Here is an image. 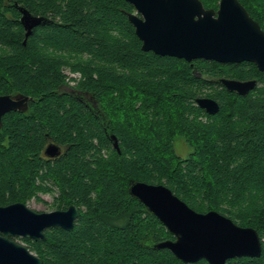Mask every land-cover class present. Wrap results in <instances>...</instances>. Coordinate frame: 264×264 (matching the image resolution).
<instances>
[{"label":"trees","instance_id":"1","mask_svg":"<svg viewBox=\"0 0 264 264\" xmlns=\"http://www.w3.org/2000/svg\"><path fill=\"white\" fill-rule=\"evenodd\" d=\"M238 1L264 29V0ZM14 2L48 19L25 44ZM133 11L125 0H0V95L29 97L25 112L1 118L0 206L50 193L54 208H78L71 230L21 238L42 264H208L150 246L173 236L128 188L163 184L193 210L257 231L260 255L226 264H264V72L143 51ZM221 77L258 84L242 96ZM200 96L218 112L198 107ZM177 135L191 149L185 157L174 150ZM49 141L62 149L52 159Z\"/></svg>","mask_w":264,"mask_h":264},{"label":"water","instance_id":"2","mask_svg":"<svg viewBox=\"0 0 264 264\" xmlns=\"http://www.w3.org/2000/svg\"><path fill=\"white\" fill-rule=\"evenodd\" d=\"M125 1L136 10L127 17L143 51L187 62L196 59L218 63L247 61L264 72V31L238 0H220L216 11L205 9L200 0ZM13 5L20 12L25 44L32 29L48 19L33 15L17 2ZM218 82L227 91L242 96L256 86L255 80L221 77ZM28 100L23 94L0 95V125L5 113L25 112ZM195 103L208 114L219 110L217 101L207 96L197 97ZM106 134L120 152L116 136ZM60 153L61 147L52 141L44 149L45 156L50 158ZM128 191L173 236V239L152 241L150 246L168 249L184 263L204 259L208 264H226L232 258L257 257L261 253V239L254 228L240 226L214 210L197 212L163 184L135 181ZM78 214L74 205L47 212H37L24 202L0 206V264H42L41 258L14 238L45 239L44 230L51 227L71 230Z\"/></svg>","mask_w":264,"mask_h":264},{"label":"rangeland","instance_id":"3","mask_svg":"<svg viewBox=\"0 0 264 264\" xmlns=\"http://www.w3.org/2000/svg\"><path fill=\"white\" fill-rule=\"evenodd\" d=\"M65 74L68 77H73L76 78L78 75L77 74H73L71 72H68V70H65ZM72 81H70L71 83ZM72 84V83H71ZM173 146H174V150L176 152V154H178L181 157H185L189 154L190 152V147L188 146V144L185 142L184 138L180 137V136H175L173 139ZM39 197L41 200H36L35 198H32L30 200H28L26 202V204L33 210L37 211V212H47V211H52L56 208H54V206H52V194L50 193H39ZM121 223V222H119ZM17 242L22 243L24 245H26L24 243V241L21 239V237H15L14 238Z\"/></svg>","mask_w":264,"mask_h":264},{"label":"flooded vegetation","instance_id":"4","mask_svg":"<svg viewBox=\"0 0 264 264\" xmlns=\"http://www.w3.org/2000/svg\"><path fill=\"white\" fill-rule=\"evenodd\" d=\"M219 1L220 0H218V2H217V6L215 7V8H210V7H204L205 9H213V10H217L218 9V5H219ZM203 4V3H202ZM204 6V5H203ZM244 7V6H243ZM134 8V7H133ZM245 8V7H244ZM246 9V8H245ZM133 12H136V10L134 9V11ZM132 12V13H133ZM247 12H248V10H247ZM249 13V12H248ZM138 14V13H137ZM139 16H140V14H138ZM249 15L251 16V14L249 13ZM257 23H258V21L253 17V16H251ZM259 24V23H258ZM260 25V24H259ZM261 27V26H260ZM261 29H262V27H261ZM263 31H264V29H262ZM138 38V37H137ZM141 42V41H140ZM249 63H251V62H247V61H242V62H238V63H223V64H235V65H238V66H240V65H245V64H249ZM251 64H253V63H251ZM254 65V64H253ZM255 66V65H254ZM256 67V66H255ZM257 68V67H256ZM258 70V69H257ZM259 71V70H258ZM260 72H263V71H260ZM229 79H236V80H240V81H245V80H255L256 81V85L258 84V80H257V78H255V77H249V78H245V79H238V78H229ZM256 87V86H255ZM255 89V88H254ZM254 89H252V90H254ZM252 90H250V91H252ZM250 91L247 93V94H249L250 93ZM246 94V95H247ZM3 95H5V94H3ZM15 111H17V110H15ZM61 151H62V149H61ZM48 159H52V158H50V157H47ZM68 208V207H67ZM61 210H63V209H61ZM171 239H173V238H171Z\"/></svg>","mask_w":264,"mask_h":264}]
</instances>
